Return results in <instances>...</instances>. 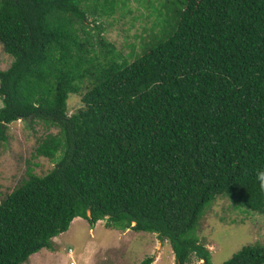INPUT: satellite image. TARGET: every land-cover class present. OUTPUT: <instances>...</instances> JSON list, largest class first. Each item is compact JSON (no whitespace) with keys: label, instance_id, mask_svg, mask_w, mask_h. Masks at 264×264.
<instances>
[{"label":"trees","instance_id":"obj_1","mask_svg":"<svg viewBox=\"0 0 264 264\" xmlns=\"http://www.w3.org/2000/svg\"><path fill=\"white\" fill-rule=\"evenodd\" d=\"M127 15L151 25L118 47L105 23ZM0 42V144L19 120L58 129L35 150L54 167L0 198V264L53 248L77 217L213 264L198 232L217 198L264 214V0H0ZM223 264H264V246Z\"/></svg>","mask_w":264,"mask_h":264},{"label":"rangeland","instance_id":"obj_2","mask_svg":"<svg viewBox=\"0 0 264 264\" xmlns=\"http://www.w3.org/2000/svg\"><path fill=\"white\" fill-rule=\"evenodd\" d=\"M130 19L131 15H127L122 20L111 19V23H105V35L118 47L126 42L139 44L141 39L136 40L135 35L144 33L143 25H151L145 24L146 18L147 21H136L134 27L128 29L126 22ZM124 51H131L130 47ZM12 61L13 57L5 52L0 42V69L9 68ZM82 95L74 94L69 99L70 114L82 105ZM2 105L0 97V107ZM57 131L55 127L48 129L43 123H35L32 127L19 120L10 124L8 139L0 144V198L28 177V168L44 175L54 167L55 161L36 156L35 150L46 134ZM198 234L200 242L211 251L213 264H223L247 245L264 246V214L238 208L228 197H219L201 219ZM53 240V248H42L23 264H72V261L74 264H141L149 257L154 258L151 264H177L168 241L162 242L154 233L109 228L107 219L91 226L87 219L75 218L70 228ZM188 264H205V261L193 257Z\"/></svg>","mask_w":264,"mask_h":264},{"label":"clouds","instance_id":"obj_3","mask_svg":"<svg viewBox=\"0 0 264 264\" xmlns=\"http://www.w3.org/2000/svg\"><path fill=\"white\" fill-rule=\"evenodd\" d=\"M256 176H257V180L259 181L260 187L264 188V169L258 170L256 173ZM71 263L74 264L73 261Z\"/></svg>","mask_w":264,"mask_h":264},{"label":"crops","instance_id":"obj_4","mask_svg":"<svg viewBox=\"0 0 264 264\" xmlns=\"http://www.w3.org/2000/svg\"><path fill=\"white\" fill-rule=\"evenodd\" d=\"M77 218H79V217H77ZM77 218H76V219H77ZM74 220H75V219H74Z\"/></svg>","mask_w":264,"mask_h":264}]
</instances>
